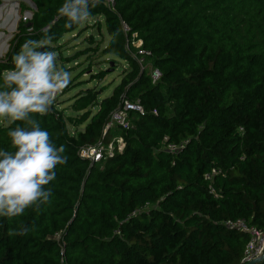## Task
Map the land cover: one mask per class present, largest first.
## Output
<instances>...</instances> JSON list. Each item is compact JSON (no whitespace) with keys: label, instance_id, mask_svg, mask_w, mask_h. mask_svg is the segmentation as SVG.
<instances>
[{"label":"trees","instance_id":"trees-1","mask_svg":"<svg viewBox=\"0 0 264 264\" xmlns=\"http://www.w3.org/2000/svg\"><path fill=\"white\" fill-rule=\"evenodd\" d=\"M31 1L36 10L29 26L18 23L0 72L25 39L48 34L57 44L80 26L57 14L62 0ZM92 13L104 18V51L130 72L110 96L98 100L96 87L78 93L79 119L55 102L32 114L68 159L45 186L49 202L0 217V264H243L249 235L224 223L242 218L264 231V0H116ZM121 20L150 51L155 84L128 55ZM124 99H139L146 112L118 131L121 153L90 167L78 151L102 139ZM87 107L97 111L84 131H70L90 116ZM18 123H0V148L11 150L7 131ZM168 142L184 145L169 153Z\"/></svg>","mask_w":264,"mask_h":264},{"label":"clouds","instance_id":"clouds-1","mask_svg":"<svg viewBox=\"0 0 264 264\" xmlns=\"http://www.w3.org/2000/svg\"><path fill=\"white\" fill-rule=\"evenodd\" d=\"M102 0H62L57 14L66 26L86 24ZM53 37L25 39L0 72V123H15L7 131L11 150L0 148V217H17L26 209L49 202L58 165L67 163L64 145L56 146L32 114H47L71 83V73L58 63ZM28 231L22 227L17 234Z\"/></svg>","mask_w":264,"mask_h":264},{"label":"rangeland","instance_id":"rangeland-1","mask_svg":"<svg viewBox=\"0 0 264 264\" xmlns=\"http://www.w3.org/2000/svg\"><path fill=\"white\" fill-rule=\"evenodd\" d=\"M22 5H24V9H22ZM35 10L36 7L31 0H1L0 57L6 55L13 47L14 44H10V42L17 30L18 23L21 22L29 26V21ZM103 20L102 16L94 15L88 23L80 25L72 32L64 33L57 44H51L52 49L57 53L58 63L72 76L69 86L55 100L56 107L64 109L66 114L74 116L76 119L81 118L83 114V110H77L82 103L74 100L78 93L87 88L96 87V89H103L97 97L98 100L110 96L114 88L121 83L122 78L130 72V65L127 61L121 60L113 53L104 51L109 36ZM148 62H150L149 58ZM165 106L166 112L170 114L172 102L166 100ZM89 109L90 116L87 120L78 123L74 128L68 126L70 131L73 129L84 131L91 116L96 113L97 107H87L86 110ZM131 116L133 119L134 115ZM108 135L121 134L116 133V130H111L108 131ZM98 167L101 170L105 165L100 163Z\"/></svg>","mask_w":264,"mask_h":264},{"label":"built area","instance_id":"built-area-1","mask_svg":"<svg viewBox=\"0 0 264 264\" xmlns=\"http://www.w3.org/2000/svg\"><path fill=\"white\" fill-rule=\"evenodd\" d=\"M115 2L116 0H102V3L110 9H114ZM97 16L101 17L102 15ZM121 29L125 37V49L128 55L136 61L141 71H147L151 82L156 83L160 79L161 73L157 68L153 67L152 63L150 64V62H148L151 53L148 49L144 48L143 40L138 36V33L132 31L130 25L123 20H121ZM152 112L157 114L155 109H153ZM132 114H145V109L141 101L139 99H124L119 108L110 115L109 121L103 129L102 139L93 145L82 146L78 151L79 157L89 163L95 164L104 163L116 154L121 153L125 147V141L122 135L109 136L108 131L116 130V132H118L128 130L131 126ZM164 140L167 141V137H164ZM183 145L184 142H168L165 145V150L169 153H176L182 149ZM216 172L218 171L212 170L211 173L205 174L204 177L206 179H211ZM211 192H213L212 189ZM224 224L230 229L245 232L249 235L244 256L241 260L242 263H246L264 253L263 230H258L248 225L242 218L227 220Z\"/></svg>","mask_w":264,"mask_h":264},{"label":"water","instance_id":"water-1","mask_svg":"<svg viewBox=\"0 0 264 264\" xmlns=\"http://www.w3.org/2000/svg\"><path fill=\"white\" fill-rule=\"evenodd\" d=\"M89 165H90V167H92L94 165V163H90ZM263 259H264V254L254 258V259H252L246 263H243V264H256V263L262 261Z\"/></svg>","mask_w":264,"mask_h":264},{"label":"crops","instance_id":"crops-1","mask_svg":"<svg viewBox=\"0 0 264 264\" xmlns=\"http://www.w3.org/2000/svg\"><path fill=\"white\" fill-rule=\"evenodd\" d=\"M117 133V132H116Z\"/></svg>","mask_w":264,"mask_h":264}]
</instances>
